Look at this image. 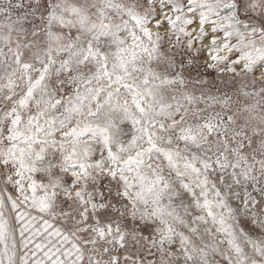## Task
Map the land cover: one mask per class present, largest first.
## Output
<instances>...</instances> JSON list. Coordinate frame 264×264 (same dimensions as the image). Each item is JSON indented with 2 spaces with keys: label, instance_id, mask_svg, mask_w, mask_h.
<instances>
[{
  "label": "snow or ice",
  "instance_id": "snow-or-ice-1",
  "mask_svg": "<svg viewBox=\"0 0 264 264\" xmlns=\"http://www.w3.org/2000/svg\"><path fill=\"white\" fill-rule=\"evenodd\" d=\"M0 264H264V0H0Z\"/></svg>",
  "mask_w": 264,
  "mask_h": 264
}]
</instances>
